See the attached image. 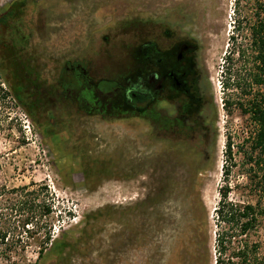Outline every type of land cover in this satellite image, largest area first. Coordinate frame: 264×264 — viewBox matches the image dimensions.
Listing matches in <instances>:
<instances>
[{
	"label": "rangeland",
	"instance_id": "obj_1",
	"mask_svg": "<svg viewBox=\"0 0 264 264\" xmlns=\"http://www.w3.org/2000/svg\"><path fill=\"white\" fill-rule=\"evenodd\" d=\"M12 1L0 0V10ZM263 1L25 0L26 39L11 27L0 31V242L5 234L15 264L36 262L45 235L64 233L68 241L84 229L87 244L66 264H215L218 191L227 180L230 200L246 195L248 166L240 154L229 161L225 144L230 139L235 153L252 130L238 106L245 85L223 84L229 76L237 84L247 79L250 26ZM152 22L197 38L208 77L202 125L166 133L152 107L121 118H80L63 130L64 109L46 107L36 95L42 83H54L53 68L79 57L97 76L118 77L129 66L117 61L140 44L133 35ZM237 50L243 55L231 54ZM29 102L38 104L32 119ZM160 106L164 119L172 115ZM253 239L264 254V215ZM55 260L48 253L37 264ZM0 264L10 263L0 255Z\"/></svg>",
	"mask_w": 264,
	"mask_h": 264
},
{
	"label": "flooded vegetation",
	"instance_id": "obj_2",
	"mask_svg": "<svg viewBox=\"0 0 264 264\" xmlns=\"http://www.w3.org/2000/svg\"><path fill=\"white\" fill-rule=\"evenodd\" d=\"M151 24L148 32L133 35L140 44L117 61L125 59L129 66L118 77L97 76L93 63L79 57L60 61L53 68L57 72L54 83H42L36 95H41L46 107L64 109L60 115L63 130H70L72 123L78 125L80 118H121L144 114L152 107L156 125H162L166 133L192 132L202 125L197 117L207 105L208 77L201 66L197 38L167 23ZM161 104L170 107V117H162Z\"/></svg>",
	"mask_w": 264,
	"mask_h": 264
},
{
	"label": "trees",
	"instance_id": "obj_3",
	"mask_svg": "<svg viewBox=\"0 0 264 264\" xmlns=\"http://www.w3.org/2000/svg\"><path fill=\"white\" fill-rule=\"evenodd\" d=\"M25 3V0H14L0 10V31L2 28L11 27L14 35H22L23 40L26 39L27 35L21 31L20 27L22 8ZM256 11L258 20L250 26V65L247 79H237L242 83L237 84L235 79L232 80L229 76L223 84L225 88L245 85L240 87V96L246 100H241L238 106L252 130L245 132L247 136L235 153L232 152L233 146L230 139L225 144L224 153L229 161L234 154H240L243 163L248 166L243 172L247 183L244 200H230L229 194L232 187L226 180L230 170L228 167L224 169L223 176L226 182L218 191L219 201L215 209V264H264V254L260 253V243L253 239L258 234L260 220L264 215L262 204L264 200V1L258 4ZM231 54L243 55L242 50ZM15 66L20 67V64L16 63ZM16 90L19 93V87ZM16 98L19 100V96L16 95ZM228 104L227 101L224 103L226 109ZM24 109L32 119L37 113L38 104L29 102L25 104ZM25 224H28V220H25ZM85 231V229L82 231V238H70L68 241L63 240L64 233L55 239L50 233L45 235L44 242L37 251V261L43 260L49 253L55 256V264H66L70 256L77 253L78 246L87 244ZM5 239L6 236L3 234L0 242L3 244L1 258L5 263L15 264L11 259L12 253L5 248L8 243ZM47 246L49 248L46 249ZM20 256L22 257V254ZM37 261L32 264H37Z\"/></svg>",
	"mask_w": 264,
	"mask_h": 264
}]
</instances>
